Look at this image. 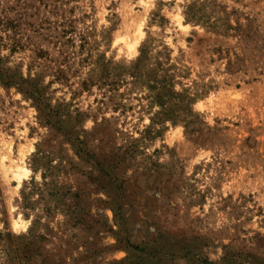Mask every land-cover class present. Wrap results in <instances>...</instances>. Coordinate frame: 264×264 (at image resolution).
<instances>
[{"label":"rangeland","instance_id":"rangeland-1","mask_svg":"<svg viewBox=\"0 0 264 264\" xmlns=\"http://www.w3.org/2000/svg\"><path fill=\"white\" fill-rule=\"evenodd\" d=\"M0 70V264H264V0H0Z\"/></svg>","mask_w":264,"mask_h":264},{"label":"trees","instance_id":"trees-1","mask_svg":"<svg viewBox=\"0 0 264 264\" xmlns=\"http://www.w3.org/2000/svg\"><path fill=\"white\" fill-rule=\"evenodd\" d=\"M22 3H23V5H22V7H20L21 9L24 8L25 1H23ZM57 8H58V7H57ZM19 15H21V13H19ZM65 22H66V21H65V19H64V17H63L62 20L58 22V24H57L58 27L64 25ZM2 75H3V73H2V71L0 70V82H3V83L6 84V85H8V84H12V80L10 79L11 77H9V76L6 75L5 78H4Z\"/></svg>","mask_w":264,"mask_h":264}]
</instances>
